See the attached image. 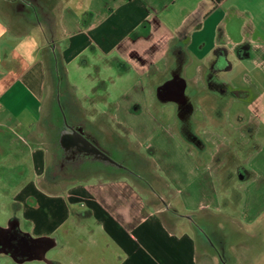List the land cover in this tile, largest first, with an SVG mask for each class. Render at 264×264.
<instances>
[{"label":"crops","instance_id":"crops-1","mask_svg":"<svg viewBox=\"0 0 264 264\" xmlns=\"http://www.w3.org/2000/svg\"><path fill=\"white\" fill-rule=\"evenodd\" d=\"M38 27L39 61L29 67L11 59L19 40ZM237 67L264 73V0H0V194L17 211L0 225V253L19 262L49 260L57 227L93 218L87 231L105 232L118 254V263H105L199 264L197 241L159 218L149 188L137 186L150 185L144 178L93 173L63 184L49 160L51 145L63 150L62 127L45 123L52 113L80 123L105 155L74 162L97 159L123 171L131 166L115 142L128 136L137 152L152 154L183 208L215 209V182L219 173L228 181L220 169L229 165L199 157L205 139L196 114L219 121L235 94L264 104V74L251 76L250 90H237L230 77ZM162 102L175 103L177 112L170 115ZM262 160L251 167L264 170Z\"/></svg>","mask_w":264,"mask_h":264},{"label":"rangeland","instance_id":"rangeland-1","mask_svg":"<svg viewBox=\"0 0 264 264\" xmlns=\"http://www.w3.org/2000/svg\"><path fill=\"white\" fill-rule=\"evenodd\" d=\"M72 74L74 78L81 80V76L78 78L74 76L75 73ZM262 74L264 73L258 70L252 71L248 67L246 69L237 67V70L230 77L237 90H250L251 86H256L251 84V76L258 77ZM256 82L260 84L262 80L257 79ZM64 91L69 96V90L65 89ZM84 92L85 94L91 93L86 89ZM48 93L50 107L52 110H56L57 93L53 89ZM79 94L84 95L81 90H78ZM94 96H97V93H94ZM231 98L229 104L224 103L222 106L223 110L220 111L225 113L219 121L205 118L204 113L196 114V117L202 120L200 133L205 139V148L200 152L199 157L206 162L215 160L219 164L227 163L229 165L228 168L220 169V171L225 170V173H228L226 176L228 181L223 180L219 173L215 182L216 192L221 201V206L218 208L203 207L197 210L183 208L181 201L177 197L175 198V194L169 192L173 187L166 184L167 178L161 174L154 160H151L153 159L152 154L137 152L135 142L128 139V136L121 137L115 142L118 145L116 150L119 151H115V153L123 157L131 166L127 167L126 171L113 168L105 162L97 161V159L92 164L89 161L76 163L66 161L64 152L57 142H55L56 145L50 146L49 160L51 163L55 160V169L50 168V171H60L63 184H67L68 180L87 179L93 173L96 175L124 173L130 177L136 174L150 184L136 183L141 189L143 188L144 192L148 191L144 187L149 188L148 199L151 205L158 209L159 218L176 231L187 230L197 241L196 256L199 258V264H264V196L259 194L264 188V178L262 177L264 170H255L251 167L255 160L261 163L262 158H264V104L255 103L250 97L241 98L236 94L232 95ZM162 103L164 105L159 104L157 108L159 114L164 117L167 116L166 113L163 114L160 105L166 107V112L170 115L172 114L171 111L177 112L175 103ZM89 105L97 106L93 103ZM46 113L51 115L49 109ZM4 114L5 112L0 113V115L5 116ZM96 118L102 120L103 115L96 112ZM66 123L69 121L65 117L52 113L45 125L49 127V124H53L52 126L55 128H63ZM52 131L50 130L48 136L51 135ZM122 132L127 134L126 131ZM56 139L58 138L56 137ZM228 139L232 143H225L224 146L217 147L215 140L224 142ZM215 149L217 150L215 151ZM236 162H242L249 168L237 170L230 167L237 164ZM51 165L53 166V164ZM247 173H249L250 179L247 178ZM253 179L258 183L254 181L253 187L250 189L249 186ZM53 186L55 187L54 184ZM2 189L3 186L0 185V193H3ZM16 214L13 201L7 199L5 194H0V225L5 226L10 217ZM86 223H88L87 227L81 228V225ZM74 224L76 223L70 221V223L60 225L54 230L53 234L57 236L58 243L57 246L49 250V260L31 259L26 262H19L9 254L0 253V264H53L49 262L52 258L61 264H113L105 263L104 260L118 261L116 259L118 257L112 255L117 254V251L112 248L114 243L105 232L99 229L92 233L87 231L90 225L95 224L93 218L88 222L84 219V221L80 220L78 225ZM26 227L27 225L24 226V228Z\"/></svg>","mask_w":264,"mask_h":264},{"label":"flooded vegetation","instance_id":"flooded-vegetation-1","mask_svg":"<svg viewBox=\"0 0 264 264\" xmlns=\"http://www.w3.org/2000/svg\"><path fill=\"white\" fill-rule=\"evenodd\" d=\"M60 137L66 161H78L86 156H104L93 151L94 145L99 147L97 139L78 122L66 123Z\"/></svg>","mask_w":264,"mask_h":264},{"label":"clouds","instance_id":"clouds-1","mask_svg":"<svg viewBox=\"0 0 264 264\" xmlns=\"http://www.w3.org/2000/svg\"><path fill=\"white\" fill-rule=\"evenodd\" d=\"M42 29H34L28 35L22 37L16 44L11 59H19L22 64L34 66L40 59L38 53L42 46Z\"/></svg>","mask_w":264,"mask_h":264},{"label":"water","instance_id":"water-1","mask_svg":"<svg viewBox=\"0 0 264 264\" xmlns=\"http://www.w3.org/2000/svg\"><path fill=\"white\" fill-rule=\"evenodd\" d=\"M93 151L105 155L96 145L93 146ZM46 250V249H45Z\"/></svg>","mask_w":264,"mask_h":264},{"label":"bare ground","instance_id":"bare-ground-1","mask_svg":"<svg viewBox=\"0 0 264 264\" xmlns=\"http://www.w3.org/2000/svg\"><path fill=\"white\" fill-rule=\"evenodd\" d=\"M163 182V181H162ZM165 182V181H164ZM156 185H158V184H156ZM154 193V192H153ZM153 195V194H152ZM154 196H156V195H154ZM159 198V197H158ZM160 200V199H159ZM160 206V205H159Z\"/></svg>","mask_w":264,"mask_h":264}]
</instances>
